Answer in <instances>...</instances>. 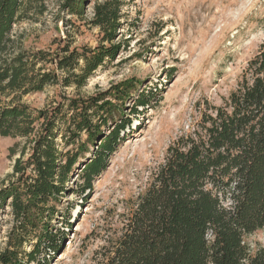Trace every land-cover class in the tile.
Returning <instances> with one entry per match:
<instances>
[{
  "label": "trees",
  "instance_id": "obj_1",
  "mask_svg": "<svg viewBox=\"0 0 264 264\" xmlns=\"http://www.w3.org/2000/svg\"><path fill=\"white\" fill-rule=\"evenodd\" d=\"M42 1L0 0V137L19 140L9 148L18 156L12 173L0 183V209L9 207L13 222L0 264H48L40 256L45 248L56 251L50 222L68 180L79 170L90 189L125 140L126 121L107 135L102 129L119 111L111 100L125 101L129 85L94 97L59 96L42 109L22 99L48 86L80 90L114 60L126 0L93 5L88 24L99 30L100 46L66 45L58 54L27 50L13 35L15 25L42 13ZM84 3L63 0L60 11L83 18ZM141 97L136 106L144 108L149 100ZM211 110L168 148L103 264H264V248L252 252L244 242L264 231V43L237 89ZM96 142L93 158L78 169Z\"/></svg>",
  "mask_w": 264,
  "mask_h": 264
},
{
  "label": "rangeland",
  "instance_id": "obj_2",
  "mask_svg": "<svg viewBox=\"0 0 264 264\" xmlns=\"http://www.w3.org/2000/svg\"><path fill=\"white\" fill-rule=\"evenodd\" d=\"M98 1L85 0V14L78 18L60 11L63 0H43L42 13L15 25L13 35L21 36L22 46L30 51L58 54L66 45L94 50L101 35L88 20ZM123 14L113 42L120 43V52L83 88L48 86L22 99L31 108L42 109L59 96L94 97L121 84L130 86L125 101L111 100L119 111L102 129L107 135L126 121L120 134L125 140L90 189L84 188L79 170L68 180L50 222L56 251L45 248L40 256L48 258V264H103L168 148L197 130L203 114L222 106L264 43V0H126ZM142 95L149 100L144 108L136 106ZM17 142L0 137L2 184H7L18 157L9 152ZM95 145L78 169L93 158L99 142ZM12 223L9 207L0 209V252ZM244 242L252 252L264 248V231L244 237Z\"/></svg>",
  "mask_w": 264,
  "mask_h": 264
}]
</instances>
